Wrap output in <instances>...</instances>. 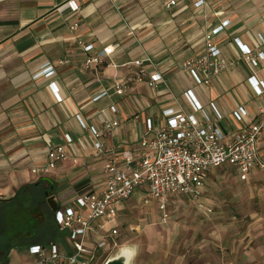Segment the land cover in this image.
Listing matches in <instances>:
<instances>
[{
  "label": "crops",
  "instance_id": "0c3cea01",
  "mask_svg": "<svg viewBox=\"0 0 264 264\" xmlns=\"http://www.w3.org/2000/svg\"><path fill=\"white\" fill-rule=\"evenodd\" d=\"M67 1L0 0V201L18 198L9 210L0 206L14 213L13 218L27 213L29 225L41 224L40 236H24L23 240L32 241L15 246H28L27 264L36 259L29 252L32 245L59 242L66 249L70 244L66 235L62 240L55 224L49 228L53 219L47 198L33 203L20 198L39 197L51 190L58 207L75 208L80 193L104 187V159L95 154L94 139L81 128L79 119L102 128L108 106L114 103L120 123L101 141L120 156L129 151L134 159L145 152L141 138L153 135L146 132L148 118L158 128L164 123V109L181 106L190 112L183 97L186 89H191L203 106L213 102L223 112L224 119L217 125L226 136L260 119L261 97L247 84L251 70L240 45L264 51V44L257 41V33L264 34V0H203L201 5H195L198 0H176L169 7V0H74L78 5L75 11ZM74 23L77 26L72 29ZM220 26L212 42L229 66L213 77L209 86L196 85L183 63L203 55L205 35ZM83 43L93 45L88 53L83 51ZM102 51L105 53L96 61L85 65L87 54L96 57ZM146 57L152 63L145 61ZM135 59L143 60L149 73L160 72L163 82L156 88L134 83L125 95L116 94L114 83L135 70L131 64ZM45 63L53 67L52 74L39 73ZM255 70L264 79V61H259ZM51 82L56 83L57 93L49 88ZM242 104L250 107V114L238 124L230 112ZM65 134L71 135V144H65ZM60 143L77 161H59L45 175L33 173L34 167L47 162L48 147ZM258 155L264 162V134ZM213 171L208 172L205 184ZM257 176L264 177V169L253 171L245 181ZM176 196L183 195L172 197ZM143 197L144 189L138 188L125 204H118L116 216L108 223L126 213L130 201L142 202ZM205 201L211 207L207 198ZM147 207L160 211L153 202ZM248 236L247 243L254 246L250 251L245 246L239 250V263L264 264V222L252 226ZM3 253L0 250V256Z\"/></svg>",
  "mask_w": 264,
  "mask_h": 264
},
{
  "label": "built area",
  "instance_id": "2783aa9c",
  "mask_svg": "<svg viewBox=\"0 0 264 264\" xmlns=\"http://www.w3.org/2000/svg\"><path fill=\"white\" fill-rule=\"evenodd\" d=\"M175 3L176 0H169L166 6ZM202 3L203 0H198L195 5ZM67 4L73 11L78 9L74 0H68ZM227 22L224 21L223 24ZM76 26L74 23L71 28ZM220 28L222 26L205 35L206 52L203 55L188 58L183 63V68L196 85L209 86L212 78L229 66L212 42L213 35ZM257 41L259 45L264 44V34L257 33ZM92 47V44H82L85 53ZM240 47L243 60L251 70L246 78L247 84L255 95L261 97L257 109L260 119H255L231 136H226L217 125L224 119L223 112L213 102L203 106L191 89L183 92L190 112L181 106L177 109L166 108L162 111L164 123L158 128H155L152 119L145 121L146 132L153 135L141 138L140 145L145 152L138 159H134L129 151L120 156L114 147L101 141L105 133L111 132L120 123L121 116L114 103L108 106L102 128L79 119L81 128L94 139L95 154L104 159V187L80 193L75 199V208H57V229L63 241L66 235L70 247L65 249V245L62 246L59 242L32 245L29 252L36 257L33 264H95L117 234L116 229L103 233L105 223L116 216L118 204L130 199L138 188L144 189L143 203L154 202L166 219V206L175 195H183L194 201L199 209L211 212L212 209L202 199L209 171L221 166H231L236 169L241 180H247L253 171L264 169V162L258 155V145L264 134V79L259 78L255 70L259 61H264V51L247 44H241ZM104 53L102 51L96 57L87 54L85 65L89 66ZM145 61L152 63L150 57H146ZM131 64L135 70L114 83L116 94L125 95L134 83H145L150 88H156L163 82L160 72L149 73L145 70L143 60L135 59ZM53 72V67L45 63L39 73L50 75ZM49 88L53 93L59 90L55 82H51ZM249 108L242 104L230 112L235 123H243L250 114ZM64 142L71 144V135L65 134ZM65 144L50 145L47 162L34 167L32 172L45 175L59 161H77V157L66 151Z\"/></svg>",
  "mask_w": 264,
  "mask_h": 264
},
{
  "label": "rangeland",
  "instance_id": "374dc122",
  "mask_svg": "<svg viewBox=\"0 0 264 264\" xmlns=\"http://www.w3.org/2000/svg\"><path fill=\"white\" fill-rule=\"evenodd\" d=\"M232 168L218 167L208 177L202 199L206 206L205 198L210 201L211 212L176 196L164 219L162 211L153 212L143 200L130 201L126 213L104 225L108 231L117 228V234L95 264H104L124 247L134 251L130 264H240L239 250L254 246L247 243L250 228L264 222V177L241 181ZM27 254L28 246L14 247L7 262L27 264Z\"/></svg>",
  "mask_w": 264,
  "mask_h": 264
},
{
  "label": "trees",
  "instance_id": "16d2710c",
  "mask_svg": "<svg viewBox=\"0 0 264 264\" xmlns=\"http://www.w3.org/2000/svg\"><path fill=\"white\" fill-rule=\"evenodd\" d=\"M45 198H46L45 194H43L42 197L40 196L38 197V195L33 194L31 198H29V196L28 197L24 196L23 198H20V200L21 199L22 201L28 200V202L33 203V201L36 202L39 200H43ZM15 202L16 203L18 202V198H13V200H11L10 202L1 200L0 204L5 205L8 209L11 206H14ZM48 208L51 214V218L53 219L52 220L53 222L49 223L50 227L49 226L48 227L51 229L54 227V224H55L57 228V225L55 222V212L51 210L50 206ZM24 209L25 207H23V210ZM8 210L6 212V208H3L2 205L0 206V250H2L5 253L4 256L0 257V264H5L9 250H11L12 248H14L15 246L19 244L31 242L32 240L29 238L31 236L35 237L34 235L38 233L39 226L41 225V224H39L38 226L36 225L32 226L33 224L29 225L27 222V216H28L27 213H25L22 216V218L17 214L14 215V218H13L14 213H12L11 211H9L8 213ZM38 234L40 236L42 233H38ZM24 236H28V237L30 236V237L28 238V240H23ZM21 238L23 241H21Z\"/></svg>",
  "mask_w": 264,
  "mask_h": 264
},
{
  "label": "water",
  "instance_id": "95a60500",
  "mask_svg": "<svg viewBox=\"0 0 264 264\" xmlns=\"http://www.w3.org/2000/svg\"><path fill=\"white\" fill-rule=\"evenodd\" d=\"M86 181H83L82 183H79V185H83ZM77 185V187L79 186ZM76 187V188H77ZM45 196L47 198V202L53 212H56L58 205L57 202L52 195V191L48 190L45 191ZM134 251L129 248H121L118 253L108 258L104 264H130L131 260L133 258Z\"/></svg>",
  "mask_w": 264,
  "mask_h": 264
}]
</instances>
